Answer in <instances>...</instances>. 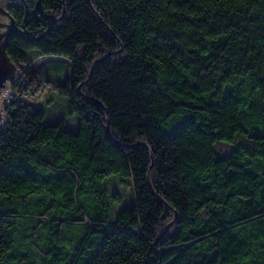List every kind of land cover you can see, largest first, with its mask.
<instances>
[{"label": "trees", "instance_id": "trees-1", "mask_svg": "<svg viewBox=\"0 0 264 264\" xmlns=\"http://www.w3.org/2000/svg\"><path fill=\"white\" fill-rule=\"evenodd\" d=\"M27 3L5 47L32 65L0 126V264H264V0ZM44 57L74 126L29 99Z\"/></svg>", "mask_w": 264, "mask_h": 264}, {"label": "rangeland", "instance_id": "rangeland-1", "mask_svg": "<svg viewBox=\"0 0 264 264\" xmlns=\"http://www.w3.org/2000/svg\"><path fill=\"white\" fill-rule=\"evenodd\" d=\"M10 1L15 0H0V7L3 8L7 13V5H9ZM9 14V13H8ZM9 16L5 13L0 12V22L10 24L8 20ZM2 24L0 26V32H4L9 30L10 25ZM33 53V51L31 52ZM34 54V53H33ZM35 57V56H34ZM33 57V58H34ZM48 57H44V59L36 64V66L32 67L31 69L34 70L36 68L40 72H42V80L41 84L38 87H35V94H37L36 97H30V101H32V104L34 106H42L45 109L46 113V119L49 121H55L62 117L66 119L67 126H74V120L69 116H67L66 113V103L62 101L60 98L56 97V92L53 90L54 86L51 85V83H46L44 79L50 78V77H61L64 79L66 77V74H64V71H67V68L60 66V69L58 67H47L44 63L47 60ZM27 62L28 65L23 64L24 66H15V69L13 71V77L11 80H6L4 83V87H8L10 90L15 87V84L17 81H25L26 79H29V76L24 73V71L27 70L26 66H31L32 63L30 61ZM41 60V59H40ZM15 65V64H14ZM26 65V66H25ZM30 69V70H31ZM28 73V70L26 71ZM31 72V71H30ZM45 73V75H43ZM50 76V77H49ZM56 78L52 79L51 81L55 80ZM50 84V85H49ZM55 84V83H54ZM9 95V94H8ZM10 96V95H9ZM1 97V92H0ZM54 99V100H53ZM4 117L0 115V121L2 126L4 124ZM231 145L225 144V143H218L216 145V148L220 150L221 152H228V150L231 148ZM107 186L110 191L117 192L121 202L118 205H115V209H118L120 207L125 206L126 204L133 201V195H132V186H131V180H120L118 178L109 177L106 180Z\"/></svg>", "mask_w": 264, "mask_h": 264}, {"label": "water", "instance_id": "water-1", "mask_svg": "<svg viewBox=\"0 0 264 264\" xmlns=\"http://www.w3.org/2000/svg\"><path fill=\"white\" fill-rule=\"evenodd\" d=\"M38 5H39V1H37V4H36V7L35 8H37ZM0 12L5 13L8 16H10L1 7H0ZM2 24H6V23H1L0 22V26ZM6 25H10V24H6ZM12 31L13 30H11V27L9 26V30L4 31L2 33L0 32V90L4 86V83L6 82V80H11L12 79V77H13V71L15 69L14 63L9 59V57L7 56V53L5 51L7 39H8V37L11 34H13Z\"/></svg>", "mask_w": 264, "mask_h": 264}, {"label": "flooded vegetation", "instance_id": "flooded-vegetation-1", "mask_svg": "<svg viewBox=\"0 0 264 264\" xmlns=\"http://www.w3.org/2000/svg\"><path fill=\"white\" fill-rule=\"evenodd\" d=\"M27 1L29 0H15V1H10L9 5H7V11L9 13V23H10V27H11V30H18V26L16 24V21H15V16L18 14L17 12L19 11H22L24 13L25 16L29 15V11H30V8H28L27 6ZM12 21V22H11Z\"/></svg>", "mask_w": 264, "mask_h": 264}, {"label": "built area", "instance_id": "built-area-1", "mask_svg": "<svg viewBox=\"0 0 264 264\" xmlns=\"http://www.w3.org/2000/svg\"><path fill=\"white\" fill-rule=\"evenodd\" d=\"M1 97H0V115L2 117L5 118V114H4V108H5V104L9 101L10 98L13 97L14 92L12 90H10L8 87H4L3 89H1ZM10 96H9V95ZM3 118V119H4ZM1 121H0V125H1Z\"/></svg>", "mask_w": 264, "mask_h": 264}]
</instances>
